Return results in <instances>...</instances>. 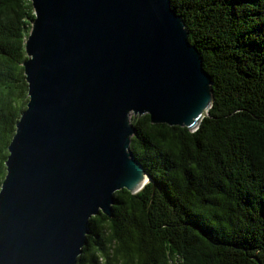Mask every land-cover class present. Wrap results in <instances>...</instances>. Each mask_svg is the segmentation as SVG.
<instances>
[{"label": "water", "instance_id": "1", "mask_svg": "<svg viewBox=\"0 0 264 264\" xmlns=\"http://www.w3.org/2000/svg\"><path fill=\"white\" fill-rule=\"evenodd\" d=\"M28 100L0 185V264H76L89 218L150 181L130 116L196 130L212 77L170 0H30Z\"/></svg>", "mask_w": 264, "mask_h": 264}, {"label": "trees", "instance_id": "2", "mask_svg": "<svg viewBox=\"0 0 264 264\" xmlns=\"http://www.w3.org/2000/svg\"><path fill=\"white\" fill-rule=\"evenodd\" d=\"M170 4L212 77V105L194 131L130 116L150 181L89 218L76 264H264V0ZM33 16L30 0H0V185L28 100Z\"/></svg>", "mask_w": 264, "mask_h": 264}]
</instances>
